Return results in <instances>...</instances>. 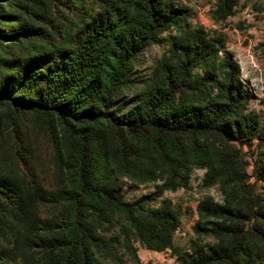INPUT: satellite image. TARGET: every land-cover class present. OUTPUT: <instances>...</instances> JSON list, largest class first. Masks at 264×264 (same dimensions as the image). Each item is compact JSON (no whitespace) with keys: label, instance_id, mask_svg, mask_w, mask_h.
<instances>
[{"label":"trees","instance_id":"trees-1","mask_svg":"<svg viewBox=\"0 0 264 264\" xmlns=\"http://www.w3.org/2000/svg\"><path fill=\"white\" fill-rule=\"evenodd\" d=\"M214 1L216 20L238 2ZM85 3L92 13L63 20L43 0H0V107L32 114L50 171L46 187L19 121L1 116L0 264H123L120 250L140 264L134 241L179 264H260L264 186L258 193L249 181L242 145L264 144V122L248 112L239 66L219 54L221 35H206L172 0H74ZM171 28L168 51L135 79L144 48ZM194 167L222 202L197 203L182 250L173 243L179 211L154 202L186 188ZM257 175L264 181V169ZM126 180L154 191L127 201Z\"/></svg>","mask_w":264,"mask_h":264},{"label":"rangeland","instance_id":"rangeland-1","mask_svg":"<svg viewBox=\"0 0 264 264\" xmlns=\"http://www.w3.org/2000/svg\"><path fill=\"white\" fill-rule=\"evenodd\" d=\"M39 1V0H38ZM43 8H50L51 15L63 20L70 19L72 15L87 11L92 13L91 7L74 4V0H47ZM178 7L187 9L189 22L194 26L204 29L206 35L217 37L221 35L223 44L220 47V56L229 57L239 66V77L244 84L251 100L248 104V112L256 115L260 123L264 122V0H238L233 14L223 20L212 18V11L216 9L214 0H172ZM35 25L43 27V19H32ZM55 22V20H54ZM63 23V22H61ZM59 23V27H60ZM176 30L171 28L164 32L158 44H149L144 48L143 55L134 66L133 76L137 80L147 79L157 64L161 55L168 51L171 46L173 35ZM10 45L11 41L7 42ZM12 46V45H11ZM12 48H15L12 46ZM136 89L139 86L136 84ZM134 89L127 90L124 95L132 97ZM8 117L10 120H18L19 126L15 129L22 133V143L30 142L32 145L33 171L46 187L50 183V171L46 164L47 144L44 132L36 124L34 117L29 112L10 109L7 106L0 107V117ZM3 119V118H2ZM3 128L5 129L4 120ZM21 144L19 147H21ZM244 160L247 161L246 171L250 176L249 181L254 185L256 192H261L264 181L257 173L264 169V144L257 140L247 141L242 145ZM40 159V162H39ZM205 168L194 167L189 175L188 185L184 189L176 191H164L154 202L158 205L163 199H169L172 206L180 213V223L173 237L174 245L182 250L189 247L194 239L192 226L197 221L196 205L205 196H211L215 201L222 202V196L217 185L204 187L202 185ZM124 198L133 201L139 196L150 194L154 191L151 186L133 187L126 180L123 186ZM203 243L212 244L211 238H203ZM137 247V256L140 264H179L170 250L154 252L148 250L138 241H134ZM123 264H134L123 251H119ZM104 264H113L104 261ZM264 264V260L260 263Z\"/></svg>","mask_w":264,"mask_h":264}]
</instances>
